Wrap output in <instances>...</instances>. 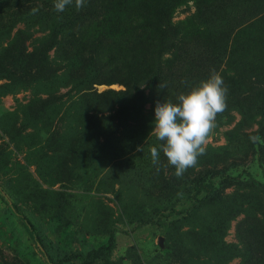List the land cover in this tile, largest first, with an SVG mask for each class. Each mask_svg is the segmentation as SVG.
<instances>
[{
	"label": "rangeland",
	"instance_id": "1",
	"mask_svg": "<svg viewBox=\"0 0 264 264\" xmlns=\"http://www.w3.org/2000/svg\"><path fill=\"white\" fill-rule=\"evenodd\" d=\"M41 1L0 0V264H49L28 222L56 264H251L264 252V142L249 137L264 141V112L244 116L226 102L196 166L177 177L161 152L157 172L150 152L161 143L151 135L157 97L144 104L143 125L130 117L95 124L92 115L109 113L103 102L74 99L62 85L68 79L57 76L63 70L49 77L39 69L48 23L32 9ZM126 1L117 9L140 0ZM200 3L196 22L210 33L204 48L218 51L226 73L244 66L261 105L264 0H178L172 21L197 15ZM189 47L198 58L200 44ZM106 53L103 44L86 68L98 74L92 88L102 94L126 88L111 76L122 70L104 64ZM105 99L117 108L111 94ZM111 236L107 256L89 255Z\"/></svg>",
	"mask_w": 264,
	"mask_h": 264
},
{
	"label": "trees",
	"instance_id": "2",
	"mask_svg": "<svg viewBox=\"0 0 264 264\" xmlns=\"http://www.w3.org/2000/svg\"><path fill=\"white\" fill-rule=\"evenodd\" d=\"M127 4L126 0H86L81 10L69 6L62 13L55 11L53 0H42L37 5L36 13L48 23L45 27L47 32L42 37L39 69L49 77L63 70L64 73L57 76L68 79L62 85H70L74 99L88 96L94 103L104 104V113H109L92 115L95 124L101 121L110 124L114 119L126 121L130 117L131 121L143 125L148 121L147 115L142 113L146 101H153L157 97L161 103H178L177 97L181 92L187 93L198 81L208 79L213 69L222 78L225 77L223 81L228 88L226 102L236 104L244 116L251 117L258 111L264 112V103L257 105L253 97L251 99L254 82H249L244 66L233 74L226 73L220 69L222 59L218 51L208 46L204 48L202 40L210 33H205L204 27L196 22L201 15L202 3L198 5L197 15L182 21H172L178 0H140L134 7L117 9ZM192 42L200 44L201 50L196 51L198 58L190 50L189 43ZM103 44L104 53L108 47V52L104 54V64L122 70L112 72L111 76H121L119 79L126 87L124 90H106L102 94L92 88L98 83L99 76L86 68L103 49ZM85 51L88 56L84 55ZM33 52L32 49L26 54L30 62L34 59ZM165 54L169 56L165 57ZM110 80L104 79V82ZM161 83L166 87L161 88ZM107 94H111L114 103H117L116 109L105 104ZM102 96L103 101L100 99ZM121 102L127 103L131 109L129 116ZM114 131L111 130V133ZM96 133L101 132L98 129ZM107 137L104 134V138ZM28 223L46 261L56 264L46 252L40 234L33 224ZM112 243L113 236L105 245L89 252V255L107 256ZM253 255L251 264H264V252H254Z\"/></svg>",
	"mask_w": 264,
	"mask_h": 264
},
{
	"label": "clouds",
	"instance_id": "3",
	"mask_svg": "<svg viewBox=\"0 0 264 264\" xmlns=\"http://www.w3.org/2000/svg\"><path fill=\"white\" fill-rule=\"evenodd\" d=\"M79 11L86 0H53L57 13L70 5ZM33 14L38 12L32 9ZM161 88L166 87L160 84ZM228 88L222 76L212 70L208 79L193 87L187 93H180L178 103L157 102L155 106L154 135L161 143L150 149L152 164L160 171V153L167 158V164L175 168V175L182 176L188 168L195 167L198 157L205 153L207 138L215 128L216 116L226 108ZM251 142H264L257 135H250ZM139 150H142L139 149Z\"/></svg>",
	"mask_w": 264,
	"mask_h": 264
},
{
	"label": "water",
	"instance_id": "4",
	"mask_svg": "<svg viewBox=\"0 0 264 264\" xmlns=\"http://www.w3.org/2000/svg\"><path fill=\"white\" fill-rule=\"evenodd\" d=\"M162 244V238L160 237V244L159 245H161ZM40 250H41V248H40ZM42 251V250H41Z\"/></svg>",
	"mask_w": 264,
	"mask_h": 264
}]
</instances>
